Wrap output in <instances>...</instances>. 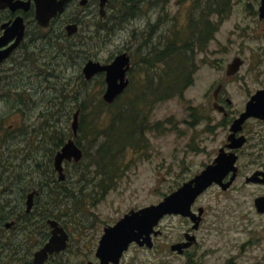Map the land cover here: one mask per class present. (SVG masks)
Instances as JSON below:
<instances>
[{"label": "rangeland", "instance_id": "374dc122", "mask_svg": "<svg viewBox=\"0 0 264 264\" xmlns=\"http://www.w3.org/2000/svg\"><path fill=\"white\" fill-rule=\"evenodd\" d=\"M116 1L110 0L100 16L98 2L80 4L76 0L49 26L40 28L33 7L22 12L28 21L27 47L7 60L2 65L5 71L0 72V93L5 92L0 99V170L1 164L23 165L21 157L25 156L30 163H26L24 171H28L34 167V159L52 155L58 137L65 138L70 133L74 111L81 104L85 106L80 110L83 126L76 137L83 157L78 165L66 168L67 184L56 189L72 194L64 198L46 187L42 190L41 199H50L40 204L49 205L45 210L40 208L39 223L25 225L14 240L23 253L15 264H28L31 254L27 252L42 244V233L49 230L42 214L58 215L70 233L66 248L43 264H86L89 259L97 260L95 249L102 226L132 207L157 202L201 170L225 139L229 118L243 109L250 93L264 85V23L253 16L247 5H256L257 0H220L227 6L221 16L210 15L218 24L214 39L205 49H194L191 54L195 64L191 84L181 95L161 98L153 97V83L147 82L158 70L149 63V48L162 43L173 31L185 39L199 9L214 6L210 4L213 0H150L140 3L136 15L125 20L120 19V11L113 9ZM115 15H119L116 20ZM7 16L8 11L0 9V24ZM67 22L78 24L72 35L64 29ZM48 36L50 48H46ZM122 51L130 56L129 84L115 98L114 105L94 108V101L102 98L106 87L104 75L83 83L82 67L88 59L108 62ZM236 56L243 58V64L224 81L226 63ZM180 79L183 81L184 75ZM220 80L224 82L221 102L229 111L224 119L212 106V91ZM75 89L78 99L72 100ZM226 97L231 103L225 101ZM245 124L250 136L239 152L238 176L226 190L212 184L196 199V205L205 208L202 222L194 230L196 244L182 253L172 250L170 244L182 237L191 222L179 214H166L155 226L161 233L152 240L153 245L130 244L116 264L264 261V211L258 212L254 204L255 196L264 195V182L245 181L254 170H264V121L249 118ZM108 134L111 141H105ZM6 140L8 146L3 143ZM100 143H106L108 153L99 150L98 160L95 147ZM26 177L44 180L34 173ZM58 198L62 199L60 205H66L62 206L63 212L52 210L51 199Z\"/></svg>", "mask_w": 264, "mask_h": 264}, {"label": "water", "instance_id": "95a60500", "mask_svg": "<svg viewBox=\"0 0 264 264\" xmlns=\"http://www.w3.org/2000/svg\"><path fill=\"white\" fill-rule=\"evenodd\" d=\"M68 0H0V9L8 8L10 11L28 10L31 5L34 9V18L38 25L47 27L52 18L58 16L66 6ZM106 0H99V14L104 15V4ZM80 4H85L86 0H79ZM264 12V0L260 7V13ZM26 23L21 13L16 14L12 19L0 24L2 32L0 34V62L7 57L13 48L19 45L25 32ZM67 35L74 34L78 29L77 22H67L64 25ZM12 40L10 43L9 41ZM243 59L234 57L226 67V74H234L242 64ZM130 67V56L126 51L119 52L108 62L88 59L83 67L82 73L85 79H91L97 73H104L105 90L102 99L111 103L120 95L129 83L127 71ZM79 108L73 113L70 127L72 137L68 138L54 155V167L58 172V177L62 179L63 161H79L83 157L81 147L75 142L77 128L79 124ZM249 116H256L264 119V88L258 89L247 101L245 109L231 123V133L228 136L227 146L234 149L242 145L244 137L236 136L235 133L241 128L242 123ZM237 154L234 150L229 152L219 151L212 163L206 164L199 172L191 178L183 181L175 189L165 194L155 203H150L139 208H132L121 216L114 224L104 228V232L99 239L96 255L98 262L88 261L87 264H110L118 263L123 251L127 249L131 242L139 245L151 246L152 235L159 233L155 226L166 214H181L190 216L197 226L198 218L191 210V205L195 198L202 193L212 182L219 183L226 188L234 178L237 170L235 161ZM231 171L230 179L223 182V177ZM262 173L259 180L264 181V172L255 171L247 180H258L256 175ZM29 204V201H28ZM254 204L258 211H264V195L254 198ZM51 225L55 222L49 220ZM59 232V234H58ZM68 235L62 228H53L49 239L34 253L35 263H42L49 253L60 250L66 246ZM191 239V237H189ZM191 242H175L170 245L172 250L181 251V245L187 246ZM256 264V263H254Z\"/></svg>", "mask_w": 264, "mask_h": 264}, {"label": "flooded vegetation", "instance_id": "af4514ba", "mask_svg": "<svg viewBox=\"0 0 264 264\" xmlns=\"http://www.w3.org/2000/svg\"><path fill=\"white\" fill-rule=\"evenodd\" d=\"M75 1L76 0H68L67 3H66V6L71 4L72 2H75ZM89 1L90 2H94V3L98 2V5H99V0H86L85 4H87ZM109 1L110 0H106L105 1L104 8H105L106 4ZM247 5H249L251 7V11L250 12L253 14V16L257 17L260 21H262L264 23V12H262V14L260 13V7L262 5V0H257L256 5H254V3H250V2H248ZM32 7L33 6L31 5V7L28 10H30ZM210 8H212V7H210ZM5 10L8 11V16L2 22L10 20L16 14L21 13L23 15V17H24L25 23L27 24V22H28L27 18L22 13L24 10H17L15 12L10 11L8 8H5ZM205 11H206V9L203 11L204 12L203 15H205V16L202 17V21H203V23H202V34H201L200 37H196V40H195L196 43L192 44L193 47L190 46L192 48V51H194V49L199 50V51H201L202 49H205V47H208V43L210 42V40L214 39L213 36H214V31L216 30L215 29L216 23H214V21L212 19H210V15L211 14H215V13L209 12L207 14V11L206 12ZM33 15H34V10H33ZM54 18L51 19L50 24H51V22H52V20ZM262 30L264 31V24H263ZM1 32H2V29L0 28V34H1ZM26 36H27V29L25 27L24 36H23L22 40L20 41L19 45L16 46L15 48H13L11 53L0 62V72L5 71L4 67H2V65L7 60L12 59L13 58L12 56H14L17 51L18 52L21 51L22 48L25 49V47L27 46V43L25 42L26 41ZM11 41L12 40H10L9 43ZM178 47H179V39H178ZM19 55H20V52H19ZM228 63L229 62L226 63V67H227ZM242 64H243V62H242ZM240 66H239L238 70L235 71L234 74H230V75L226 74V69H225V72H224L225 79H224V81H228V79L233 77L236 74V72L239 71ZM11 69H12V67L8 68V70H11ZM103 75H104V73H103ZM188 85L189 84H187V86ZM178 86H179V81H178ZM223 88H224L223 80H220V82L218 81V84L216 85V87L212 91V96H213L212 106L217 111L222 113L223 119H224V118H226L229 115V111L227 110V107L225 106V104H223L221 102V99H222L221 93H222ZM263 88H264V85L262 87L256 88L252 93H250L248 98H247V100H246V102H245V104H244L243 109L241 111H239V113L236 116L234 115L233 117L229 118L228 131L225 134V139L222 141L221 145H219L217 147V152L213 156V158L209 162L206 163V164L212 163L214 161L215 157L217 156V154L219 153V151L229 152L231 150H234L235 153L237 154V159L235 161V164L237 165V170H236V174H235L234 178L232 179V181L230 182V184L226 188H223L217 182H212L210 185L217 184V185H219L221 187V189L226 190L227 188H229L232 185L233 181L238 176V174H239L238 173L239 172V166H238L237 162H238L239 152L242 149V146H244V144L248 141L249 136H250L249 133L246 132V130H245V126H246L245 122L249 118H255V119H258V120H262V121H264V119H262L260 117H256V116H249L248 118H246L245 121L242 123L241 128L239 130H237V132L235 133L236 136L242 135L244 137V141H243L241 146L235 147L234 149H232L229 146H227V143L230 142L229 139H228V136L231 133V123L233 122V119L235 117L239 116V114L245 109L246 103L251 98V96L258 89H263ZM4 93L5 92L0 93V99L2 98L1 96ZM178 95H179V92H178ZM225 101L228 104L231 103V99L229 97H226ZM79 114H80V109H79ZM78 118H79V116H78ZM70 129H71V127H70ZM78 134H79V124H78V128H77V134L75 136V142H76V137H77ZM4 136H6L5 133H3V137ZM70 137H72V130H70V133L68 135H66L65 138L58 137V141L59 142L55 143L52 155L50 154V156H48V157L45 156L44 159H42V157L41 158L38 157L37 159H34V162H33L34 163V167L32 169L28 170V171L27 170L24 171V166L27 168V164L30 163V162L26 161V157L25 156L21 157L23 165H21V162H18V163L11 162L8 165H2L1 164V168L2 169L0 170V187H1L0 188V264H9V263L15 264L16 260L20 259L23 256V253L19 252L20 249H22V247H20L19 244L14 242V240L18 237V235L21 232V229H23L25 225L39 223V219H40L39 218V210H40V208L42 207V208H44L43 210H45L47 208V206L49 205V204H45L44 207H43V204H40L41 200H43V203H47L48 199H50L49 197L42 198V199L40 197V194H41L42 190L45 187L52 194H54L55 191H56L58 195L60 194V196H64V198H66V196H71L72 193L70 194L67 190H65L63 188L60 189L59 191H57L56 189L58 187L65 186L67 184L66 181H67V174L68 173L66 172V168H68L69 165H75V166L78 165L80 160L79 161H74V160H66L65 159L63 161L62 165H63L64 177L62 179H60L58 177V172H57V170L54 167V155H55L56 151ZM5 142H6V144L8 143L7 140L3 141V143H5ZM7 146H8V144H7ZM18 166L22 167L21 171H17L16 170ZM255 171H263L264 172L263 169H256L250 175L246 176L245 181H248V182L249 181L264 182V181L259 180L260 178L263 177V174L260 173V172L256 175L258 180H247V177L251 176ZM30 173H31V175H33V173H34V174H37L38 176H42V177H44V180L40 181L39 177L38 178L26 177V175H29ZM54 173H57V179L56 180L55 179L53 180ZM231 174H232V172L229 171L223 177L222 181L223 182L228 181L230 179ZM191 177H189V178H191ZM66 191H67V193H66ZM261 195H263V194H261ZM257 196H259V195H257ZM257 196H255V197H257ZM197 197L195 198L194 202L191 205V210L195 214L194 216H197V218H198L197 226H194V221L191 219L190 216H184V215L179 214L184 219H186L187 221L191 222L190 227H187L186 229L183 230L182 237L179 240L175 241V242H179V243H183V242H186V241H190L191 242L187 246L181 245V251L179 253L184 252L187 248H189L190 246L196 244V242H197L194 230H197V228H199V225L202 222V219H203V216H204V212H205L204 206L196 205ZM60 200H62V199H59V198L58 199H54V200L51 199L50 203L52 204L51 205L52 210L60 209L61 212H63V207L62 206H63L64 203L62 205H60L59 204L61 202ZM28 201H29V204H28ZM64 207L66 208L65 204H64ZM132 208H130V209H132ZM137 208H139V207H137ZM69 210H70V206H69ZM129 210L125 211L122 215H120V217L123 216ZM256 210H257V207H256ZM258 212H263V211H258ZM120 217H118L116 220H114L112 222H107L106 224H104L102 226L101 233L99 234L98 239H97V245H98L99 239L101 238V235L104 232V228L106 226H108V225L114 224ZM42 218H44V219L46 218L45 219V223H46V225H48L49 230L45 231V232L43 231L42 239H41L42 244L38 245L36 247V249H34L33 251H28L27 252V253L31 254L30 259L28 261V264H43V263H45L48 260V258H50L53 255L57 254L61 250L65 249L67 244L69 243L70 233L67 230L66 226L64 225V221H62V219L60 217H58V215H54L53 217H46V216H44L42 214ZM49 220L54 221L55 225H51ZM43 225H44V221H43ZM53 228H58V229L62 228L67 233L68 238L66 240L67 241L66 246L64 248L60 249V250L53 251L52 253H49L47 258H45L42 263H35V261H34V253H35V251H37L49 239V237L52 234V229ZM160 233H161V230L159 231V233H157L155 235H152L151 236L152 240L154 241L155 237L157 235H159ZM58 234H59V232H58ZM33 237H34V235L32 234V237H31L32 240H33ZM189 237H191V239H189ZM153 241H152L151 246L153 245ZM175 242H173V243H175ZM132 243H136V242H131L130 244H132ZM136 244L139 245L138 243H136ZM139 246H146V244L139 245ZM96 248H97V246H96ZM27 253H26V257H25V254H24L25 259L28 258L27 257ZM95 256H96L97 260H95L94 262H98L99 258L96 255V249H95ZM88 261H91V260L90 259L87 260L86 264L88 263ZM254 263H256V264H264V261H254V262H252L250 264H254ZM110 264H113V263H110ZM186 264H191V263H186ZM223 264H233V263L231 261H229V262L225 261Z\"/></svg>", "mask_w": 264, "mask_h": 264}, {"label": "trees", "instance_id": "16d2710c", "mask_svg": "<svg viewBox=\"0 0 264 264\" xmlns=\"http://www.w3.org/2000/svg\"><path fill=\"white\" fill-rule=\"evenodd\" d=\"M150 2H151L150 0H117L115 4L113 5V9L120 11L119 15L120 14L123 15L120 19L125 20L127 17L131 15H133L132 17L136 15L137 9L140 8V3H150ZM210 4H214V6H212V8H210L209 6L208 9H206L207 14L209 12H213L217 16H221L223 13L226 12L227 5L223 3V1L213 0V2ZM203 11H204L203 9L202 10L199 9V13L196 14L197 18L195 19V21H193L194 23H190L188 27V36L185 39L180 37L181 33H179V36H178L176 31H173L172 34L168 33V35L164 38L163 42L160 41L162 43L153 44L152 48L151 47L149 48V53L151 55V61L149 63L151 64V66H155V68L158 69L154 71L152 73L154 75H152V77L149 80H147V82L149 81L148 84L153 83L152 89H150L154 95L153 97H157V98L169 97V96L177 94L178 92H179V95H181L184 88L187 86V84L190 83L191 72L195 68L193 57L191 56L193 51L190 46L193 47L192 44L196 43L195 41L196 37H200L202 34V23H203L202 17L204 13ZM119 15H115L114 19L116 20ZM216 24H217V21H216ZM217 25L215 29L217 28ZM94 31L96 32V28ZM48 37H47L48 41L46 40V48L49 46L51 47V44L49 43L47 44V42H49V39H50V36ZM178 39H179V47H178ZM181 41L183 42L180 43ZM43 48H44V45L41 44L40 49H43ZM145 62H148V60H145ZM178 66H179V72H178ZM97 75L101 77L102 72L94 75L92 78H96ZM183 75H184V79L182 81L180 79V76L182 77ZM0 78H2V76H0ZM80 79H81L80 81H82L83 83L88 82L87 79H84L82 77ZM178 81H179V86H178ZM100 82L104 85V80L102 78ZM68 83L69 82H66V84ZM146 83L145 85H147ZM16 94L20 95L21 92L16 93ZM74 99H78L77 89H75V93L73 94V97H72V100ZM96 100H98L97 105H95ZM96 100L93 103L94 108L99 107V106L100 108H103L104 106H110V104L114 105L116 103V101H113L112 103L104 102L102 98H97ZM84 106L85 105L81 104L79 106L80 110L84 109ZM82 122L83 121L81 120V117H80L79 130H81V127L83 126ZM107 131L108 129L105 130V132ZM111 140H112V137L110 136V134H108L107 137H105V141H111ZM110 143L109 145H113L112 142ZM106 148H107L106 143H103V144L100 143L99 145H96L95 158L99 160L100 151L103 153H108Z\"/></svg>", "mask_w": 264, "mask_h": 264}]
</instances>
